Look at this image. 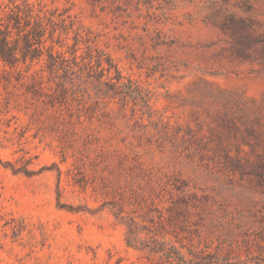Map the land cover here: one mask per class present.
<instances>
[{"label": "rangeland", "instance_id": "obj_1", "mask_svg": "<svg viewBox=\"0 0 264 264\" xmlns=\"http://www.w3.org/2000/svg\"><path fill=\"white\" fill-rule=\"evenodd\" d=\"M28 1L65 59L0 60V264H258L264 0Z\"/></svg>", "mask_w": 264, "mask_h": 264}, {"label": "trees", "instance_id": "obj_2", "mask_svg": "<svg viewBox=\"0 0 264 264\" xmlns=\"http://www.w3.org/2000/svg\"><path fill=\"white\" fill-rule=\"evenodd\" d=\"M49 24L55 25L58 22L51 16L42 13V9L28 0H0V60L4 65L19 68L20 74H22L23 69H20V65L24 64L25 71L28 72L33 62L35 60L40 61L43 55L47 53V65L57 76L60 69L63 68L60 60L65 59V54L60 50L54 51L53 45H45L44 34ZM75 52L76 50L72 52L74 65L65 68L69 79L66 78L62 82L56 81L57 86L63 91L68 90V82L73 83L75 79L93 75L90 72L85 74L81 70L83 66L93 67L92 60L85 61V57L82 56L81 61H79ZM44 68L35 69L30 73L33 84L40 85L42 83ZM171 248L175 255L169 253L167 257L178 264H233L232 258L224 256L218 251L212 253L207 249H200V259L194 260L188 259L178 248L174 246ZM189 253H192L193 256L197 254L193 249H190ZM258 264H264V258Z\"/></svg>", "mask_w": 264, "mask_h": 264}]
</instances>
